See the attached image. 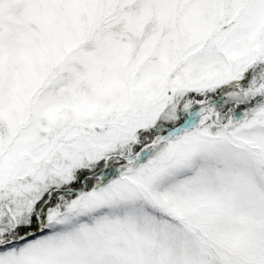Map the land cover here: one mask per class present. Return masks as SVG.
<instances>
[{
  "label": "snow or ice",
  "instance_id": "snow-or-ice-1",
  "mask_svg": "<svg viewBox=\"0 0 264 264\" xmlns=\"http://www.w3.org/2000/svg\"><path fill=\"white\" fill-rule=\"evenodd\" d=\"M0 264H264V0H0Z\"/></svg>",
  "mask_w": 264,
  "mask_h": 264
}]
</instances>
